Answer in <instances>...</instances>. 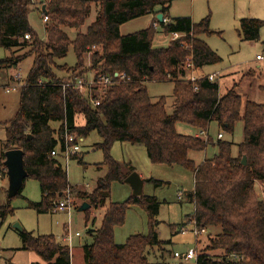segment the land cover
<instances>
[{"label":"trees","instance_id":"1","mask_svg":"<svg viewBox=\"0 0 264 264\" xmlns=\"http://www.w3.org/2000/svg\"><path fill=\"white\" fill-rule=\"evenodd\" d=\"M93 1L40 0L37 7L33 0H0V47L11 50L27 46L33 56L19 89L18 107L3 124L0 171L6 175L5 151L19 148L23 151L27 177L38 180L41 194L39 201H27V207L37 213L51 212L69 189L84 198L90 209H104L100 225L86 230L91 242L81 247L84 264H150L146 250L162 242L155 229L158 199L142 193L121 202L108 200L110 183L124 182L134 171L132 166L122 165L110 156L112 144L116 141L141 144L152 163L181 165L193 173L194 186L188 201L193 205L194 227L201 233L220 227L214 235L208 234L207 244L196 251L195 264H264V203L254 187L258 180L264 191V102L243 100L236 91V83L220 92V75L213 81L207 74H200L194 81L186 78L183 65L187 57H191L195 70L221 61L202 38L211 32L208 17L199 22L188 16L167 17L171 0H97L99 11L94 21L81 31ZM32 10L38 11L42 20L47 18L44 39L29 23L28 14ZM147 13L153 14L147 27L127 34L119 32L121 23ZM158 13L166 18L158 22L164 34H182L162 48L152 46L156 32L153 22L158 21ZM263 26L261 19L242 18L237 30L243 40H256ZM67 29L74 32L73 37ZM25 34L29 38H24ZM70 46L75 64L58 63ZM86 53H90V67L96 74H125L120 81L114 77L112 84L103 89L97 105L72 87L62 85L85 74ZM21 59L12 55L0 58V67L16 66ZM167 80L173 81L172 113L166 111L165 97L151 101L145 86V81ZM260 87L264 89V85ZM77 115L83 116L82 125L75 124ZM239 120L243 123V139L237 144V155H232L229 140L221 137L213 141L210 135L203 140L194 134L179 133L175 128L177 122H183L208 130L215 122L224 132L232 134ZM52 122L58 126L52 127ZM64 127L83 138L91 131L101 137L95 145L103 152L99 166H105L106 173L90 192L69 184L59 158L50 155ZM208 144L216 147L212 156L199 162L189 156L191 152L205 151ZM79 153L72 158H78ZM148 180L156 186L163 183ZM134 204L144 208L149 230L116 243L114 227L123 224L127 208ZM90 209L85 210V224ZM12 212L9 203L0 205V218ZM18 233L21 245L15 249L33 251L47 264H71L70 248L59 243L52 233L35 234L23 228ZM209 251L218 253L212 255Z\"/></svg>","mask_w":264,"mask_h":264},{"label":"rangeland","instance_id":"2","mask_svg":"<svg viewBox=\"0 0 264 264\" xmlns=\"http://www.w3.org/2000/svg\"><path fill=\"white\" fill-rule=\"evenodd\" d=\"M33 1L37 7L40 6V0ZM98 11L99 3L94 0L91 3L90 14L80 28L81 31H84L94 21ZM166 16L170 18L188 16L193 22H199L202 18L208 17V28L211 32L207 35L203 34L202 38L221 57V61L205 65L202 69L200 68V71L195 70L194 75L220 72L218 78L220 92H224L226 88L236 83V91L243 100L264 102V89L260 87L264 85V26L259 31V39L256 40H243L237 30L242 18H258L264 21V0H171ZM152 17L153 14L147 13L121 23L119 32L127 34L143 29L150 23ZM28 20L32 28L44 39V21L39 12L30 11ZM155 29L152 46L154 48L166 47L170 35L164 34L159 24ZM67 30L73 37L74 32ZM28 50L27 46L12 47L11 50L0 47V58L11 55L22 57L16 67L7 65L0 67V151L5 138L3 124L11 118L18 105L19 88L11 89L8 93L5 92V89L12 87L11 74L19 73L22 79L26 77L33 60V56L28 53ZM257 54L262 58L256 59ZM57 62L67 66L75 64L76 57L71 46L65 57ZM83 67L85 74H89L91 71L95 72L90 67V53L84 55ZM186 75H189V72H186ZM145 86L151 101H156L160 96H164L166 111L173 112L172 80L145 81ZM83 123V116L77 115L75 124L82 125ZM51 125L56 128L58 123L52 122ZM209 127L210 129L208 128L207 131L212 140L216 141L217 133L220 132L223 139L232 142V155H237V144L243 139L242 121L239 120L235 123L232 134L224 132L215 122H212ZM175 128L179 133L190 135L199 130L183 122H177ZM100 141L101 137L97 132L91 131L80 144V156L68 161L66 168L68 182L80 191H92L106 173V167L99 166L103 161V152L95 145ZM214 153H216V147L213 144H208L205 151L191 152L189 156L199 162L201 157H210ZM110 156L122 165L132 166L134 171L145 180L142 193L154 195L159 201L155 229L162 242L146 250L149 263L195 264L196 257L184 260L182 256H174V252L183 255L190 248L196 249V251L203 249L207 244L208 234L214 235L220 231V227L209 229L208 233H201L198 238L191 231L194 228V222L191 220L193 205L188 201V194L194 186L193 173L181 165L170 166L152 163L147 157L145 147L141 144L116 141L110 148ZM149 178L161 180L163 183L156 186L148 180ZM254 187L257 195L262 197L264 191L260 181L256 180ZM6 189L5 181L4 186L0 187V205L9 203V208L13 209V212L5 218H0V264H11L8 262V258H11L14 264H29L31 262L32 253L29 250L15 249L21 245L18 230L14 227L16 223H19L26 231H33L35 234L52 233L59 243L65 245L63 240L65 228L72 233L78 231L80 236L74 237L72 240L71 264H84L81 247L84 243L91 242V237L88 236L86 230L91 226L98 227L100 225L104 210L102 207L94 211L89 206V209L94 212L95 223L93 226L88 221L86 226L85 211L76 209L83 203L84 198L78 197L75 193H70L73 208L69 215L65 210L54 209L51 212L37 213L34 209L27 207V201L37 202L41 197L39 182L32 177L24 179L21 191L11 199H8ZM108 190V200L112 202L124 201L131 195V188L125 182L113 181ZM185 216L189 217L190 223H187L183 228L185 231H182L181 227ZM148 223V216L143 207L136 204L129 206L125 212L123 224L114 227V241L122 243L131 234H146L149 230ZM9 250H13L14 253ZM209 253L214 255L218 252L209 251Z\"/></svg>","mask_w":264,"mask_h":264},{"label":"built area","instance_id":"3","mask_svg":"<svg viewBox=\"0 0 264 264\" xmlns=\"http://www.w3.org/2000/svg\"><path fill=\"white\" fill-rule=\"evenodd\" d=\"M43 21H47V18L44 17ZM163 21H166V18H163ZM158 24V21L153 22V25L156 27ZM182 34L173 32L170 34V39H177L181 37ZM24 38H29L28 34L24 35ZM262 56L257 54L256 59H261ZM184 69L186 72H189V75H186V78L194 81L196 80L199 75H194V67L193 63L191 61V57H187L184 65ZM114 77L116 78V81H120L125 78V74L123 73H118L114 72L113 76H110L108 74H96L95 72H91L89 74H84L81 76H74L71 80L64 82L62 85L63 87L65 86H70L74 90L78 91L79 94L82 96L88 98V100L93 104L97 105L100 102V97L102 94V91L104 88H106L108 85L112 84L114 81ZM207 77L210 81H213L215 78L219 77V72L215 71L212 73L207 74ZM13 78L17 81V86H22L24 84L23 79L21 78L19 73H14ZM195 136L207 140L209 138V134L207 130H198L195 134ZM222 134L220 132L217 133V138H221ZM83 141V136L75 135L72 132H69L66 127H64L62 136L58 140V145L56 148H53L50 151V155L53 157H58L59 162L62 165L64 169L67 168L68 161L79 152L80 150V144ZM5 169V167H4ZM6 170V169H5ZM3 177V171H0V180ZM70 190L66 189L64 192V195L60 197V199L57 201L56 208L58 210H65L69 215L71 212V209L73 208L72 206V201H71V196H70ZM262 200L264 203V194L262 196ZM202 231V230H201ZM200 230L197 228H193L192 232L195 235H198L201 233ZM80 233L78 231L72 233L69 232L67 228H65L64 233H63V240L66 242V246L71 248L72 245V240L75 236H78ZM174 256H180L179 253L174 252ZM196 256V250L195 249H188L184 257L185 259H191Z\"/></svg>","mask_w":264,"mask_h":264},{"label":"water","instance_id":"4","mask_svg":"<svg viewBox=\"0 0 264 264\" xmlns=\"http://www.w3.org/2000/svg\"><path fill=\"white\" fill-rule=\"evenodd\" d=\"M42 10L44 11L45 5L41 6ZM158 22L163 21V14L158 13L156 15ZM246 159L242 157V163L245 164ZM3 165L6 168V175L8 180L7 186V197L12 198L16 196L19 190L22 187L24 179L27 177V172L23 166V151L19 148H12L5 151V159L3 161ZM124 182L127 183L131 188V195L133 196H140L142 194L143 188V179L141 176L136 172L132 171L129 173ZM90 204L87 202H83L77 210L85 211L89 208ZM14 227L19 231L22 230V227L19 223H16Z\"/></svg>","mask_w":264,"mask_h":264},{"label":"crops","instance_id":"5","mask_svg":"<svg viewBox=\"0 0 264 264\" xmlns=\"http://www.w3.org/2000/svg\"><path fill=\"white\" fill-rule=\"evenodd\" d=\"M152 20H153V17L151 18V20H150V23L152 22ZM149 23V24H150ZM148 24V25H149ZM147 25V26H148ZM146 26V27H147ZM16 67V66H15ZM204 67V66H203ZM202 69V68H201ZM199 71H200V69H198ZM201 73V72H200ZM209 73H212V72H209ZM209 73H207V74H209ZM220 73V72H219ZM202 74H204V73H202ZM10 79H11V81H12V83H11V85H12V87H9V88H6L5 89V92H10L9 90H11V89H16V88H19L20 89V84H19V86H17V81H16V83H14V84H16V85H14L13 84V82H15V79L13 78V75L11 74L10 75ZM14 85V86H13ZM19 91V90H18ZM8 98V97H7ZM18 101H19V92H18ZM7 103L9 102V101H6ZM17 107H18V105H17ZM17 109V108H16ZM16 111V110H15ZM13 116V115H12ZM11 116V117H12ZM209 129H210V127H209ZM208 129V130H209ZM84 139V138H83ZM204 158V157H203ZM202 157L200 158L201 160L203 159ZM200 160V161H201ZM5 167V166H4ZM6 169V168H5ZM6 181V183H7V186H8V180H7V175H3V177H2V179L0 180V187H2V186H4V182ZM92 210V209H91ZM90 210V211H91ZM97 209H94V211H96ZM93 218L95 219V216H94V212H89V218H88V220L86 221V226H87V222L88 221H90V223L94 226V223H95V220H94V223H92V220H93ZM190 221V219H189V217L188 216H185L184 218H183V225H182V227H181V230L182 231H185V229H183L184 228V226L187 224V223H190L189 222ZM85 222V221H84ZM91 228H92V226H91ZM192 231V230H191ZM205 232H209V229H207ZM204 232V233H205ZM203 234V233H202ZM78 236H80V234L78 235ZM78 236H75V237H78ZM196 238H198L196 235H194ZM200 240V239H199ZM65 241V240H64ZM66 243V242H65ZM62 245H65V244H63V243H61ZM17 250V249H16ZM70 250H71V253H72V250L73 249H71L70 248ZM9 251H11V252H13L14 253V251L13 250H9ZM32 254H31V256H30V263H32V262H36V263H38V264H47L39 255H37L35 252H33V251H30ZM180 256H182V259H184V260H190V259H185V257H184V254L183 255H180ZM191 259H193V258H191ZM8 262H10L11 264H14L13 262H12V260H11V258H8ZM29 263V264H30Z\"/></svg>","mask_w":264,"mask_h":264}]
</instances>
